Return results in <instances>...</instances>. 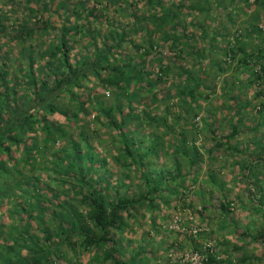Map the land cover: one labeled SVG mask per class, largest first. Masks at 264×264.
I'll return each mask as SVG.
<instances>
[{"label":"trees","instance_id":"1","mask_svg":"<svg viewBox=\"0 0 264 264\" xmlns=\"http://www.w3.org/2000/svg\"><path fill=\"white\" fill-rule=\"evenodd\" d=\"M25 1L26 17L19 25L11 26V30L5 23L7 18L1 14L4 11H0V42L6 39L10 45L23 44L14 65L7 51L0 58V212L5 199L10 206L7 212L10 223L0 218V264H150L146 261V249L127 257L120 233L128 226L127 219H135L141 209L155 212L161 204L170 203L171 196H178L177 188L184 190L189 184H196V164L203 155L194 146L189 150L182 134L181 141L175 143L178 146L174 157L189 158L185 159L186 167L182 169L175 158L173 172H158L151 169L154 162L147 159L168 155V147L154 139L149 150L141 151L135 139L137 131L132 132L130 126L142 127L145 121L155 126L159 121L147 107L136 111L135 102L144 92H153V98L161 103L164 99L172 101L173 89L187 104V113L201 110L196 105L202 96L200 89L206 87L201 73L193 74L178 62L165 64L156 42L159 32L161 41L175 57L184 59L187 48H194V53L199 54L200 50L193 45L194 34L189 36L178 23L180 11L186 9L190 14L191 6L186 0H173L167 5L162 0H144L146 14L133 11L131 24H123L113 17L103 20V14H97L95 7H88L87 0H59L58 4L56 0H45L43 9L59 6L67 11V20L70 11L77 19L58 28L53 41L46 44L43 33L51 31L52 22L33 19L39 11L30 5L33 0ZM104 1L106 5H118L117 10L139 7L137 0ZM255 3L264 8V0ZM164 23L171 24L162 31ZM177 28L182 31L180 34ZM261 29L264 30L263 24ZM140 32L144 35L128 40V34ZM229 37L224 35L234 45L226 56L235 59L240 55V69L259 66L260 71L249 82H264L261 62H264V49L249 51L242 33ZM79 39L82 46L74 53V43ZM128 46L135 49L133 54L123 52ZM205 50L200 51L204 56L208 54ZM174 67L183 81L179 85L170 82L165 90L162 84L172 76ZM217 70L225 71L222 67ZM95 87L103 91L97 93ZM156 88H159L157 93ZM247 108L264 113V101L260 105L254 101L233 107L238 116L225 137L227 142L243 132L242 114ZM91 114L97 126L117 130L111 155L101 157L91 142V133L99 131L90 129L81 118L78 122L80 115L88 118ZM210 132L214 145L206 150L211 156L225 143L219 140L216 130ZM253 154L243 178L256 186L257 193L250 200L257 203L256 211L264 215L263 181L256 177L264 170V147L256 146ZM107 155L119 168L120 175L117 173L113 179ZM41 157L47 161L44 165L40 164ZM254 165L261 167L256 172L259 174L253 173ZM133 173L139 184L130 195L121 188L131 186L126 180ZM255 177L257 180L253 181ZM209 178L214 186L222 188L215 173ZM114 179L118 184L113 183ZM223 194L221 212L231 220V207L235 203ZM209 195L216 198L214 191ZM185 196L182 192L178 197ZM232 219L230 226L238 237L264 244V227L239 231L238 222ZM152 223L155 225L154 220ZM217 246L244 251V247L229 246L226 239ZM195 249L202 255L204 264H261L264 256V250H260L258 255L242 253L235 259L228 250L224 258L225 253L218 252L214 244L204 249L196 245Z\"/></svg>","mask_w":264,"mask_h":264},{"label":"rangeland","instance_id":"2","mask_svg":"<svg viewBox=\"0 0 264 264\" xmlns=\"http://www.w3.org/2000/svg\"><path fill=\"white\" fill-rule=\"evenodd\" d=\"M44 1L33 0L30 5L39 11L33 19L42 21L48 19L49 22H52L51 31L43 33V39L47 41L46 44H49L53 41L58 28L65 24L69 25L77 19L70 11L67 20L65 17L67 11L64 12L59 6L50 8V10L43 9ZM137 1L139 2L137 9L125 6L124 10H117L118 5H106V2H102V0H87V3H89L88 7L96 8L97 14H103V20L106 17H113L118 23L131 24L133 20L131 13L133 11L142 14L148 10L144 0ZM171 1L173 0H162L165 5ZM25 2V0H0V11H4L1 14L7 18L5 23L10 30L11 26L19 25L20 21L25 19V9L23 10ZM58 2L59 0H56V4ZM186 2L191 6V12L187 14L186 9L180 11L178 19V23L181 24L180 28H186L185 30L189 36L194 34L196 42L193 45L200 51L208 50V54L204 56L199 51L197 55H200L201 58L198 59L194 53V48H187L189 52L185 51L186 53L183 54L184 59H181L175 57L166 43L161 41L160 36L162 33L158 32L156 42L160 47V53L165 57V64L178 62V65L193 71V74H196V71L201 73L203 83L206 84V87L200 89L202 96L196 103L201 110L199 112L193 110L187 113V104L184 100H180L176 90L173 89H171L172 101L168 102L164 99L161 103L153 98V92H144V95H141L135 102L136 111H141L147 107L149 112L156 116L159 121L155 126L147 124L146 121L142 127L141 125L140 127L130 126L132 132L137 131L135 139L140 144L141 151L144 149L149 150L154 139L163 141L164 147H168V155L160 154L158 157L151 156L147 159L154 162L151 169L158 172L162 170L165 171L164 173L167 171L173 172L175 158L182 169L186 167V160L189 158L181 155L174 157L176 146H178L175 143L181 141L182 134L186 137L185 144L189 147V150H192L194 146L203 155L202 160L196 164V184H189L184 190L177 188L178 196L183 192L186 195L185 198L182 199V197L175 194L171 196L170 203L161 204L155 212L141 209L135 219H127L128 226L123 233H120L123 237L122 245L125 248L127 257L139 249H146V256H148L146 261L150 264H167L168 262L169 264L170 262L175 264L178 261L185 264H204L202 255L195 249L196 245L198 248L201 246L204 249L205 246L214 244L218 252L223 251L225 253L223 254L225 258L226 251L229 250L228 247L218 248L217 246L223 239L229 242V246L244 247V251L229 250L235 259L240 257L242 253L258 255L260 250H264V244L238 237L235 232L233 233V228L230 226L231 221H233L232 218H234L239 224V231L248 229L256 231L264 227V215L256 211L257 203L250 200L251 197H255L253 194L257 193L256 186L249 184L243 178L247 171L245 166L253 160L254 148L256 146L264 147V113L247 108L242 114L244 127L241 125V128L243 132L228 142L225 138L232 131V124L238 116L233 107L237 103L254 101L260 105V102L264 101V82H249V80L254 79L255 72L260 71L259 66L252 65L250 69H240V55L235 59L227 57L226 52L234 44L224 39V35L231 37L242 33L245 36L244 41L249 51L263 50L264 30L261 29V24L264 25V8L256 3H248L247 0H234V2H230V0H186ZM194 6L196 8H193ZM187 8L189 9L188 6ZM170 24L164 23L162 31L166 30ZM177 29L180 34L182 31L179 28ZM143 33L140 32L137 35L130 33L128 34V40L140 37L144 35ZM74 45L73 52L76 53L82 46L80 45V39L75 41ZM22 46L23 44L20 42H17L16 45H10L8 40L2 39L0 42V58L7 51L10 60L13 61L12 65H14L16 59L19 58V51ZM123 52L133 54L135 49L128 46L123 49ZM261 62L264 64L263 61ZM218 67L224 68L225 71L217 70ZM172 69V76L166 83L162 84L165 90H168L170 82L179 85L183 81V78L175 73L176 67ZM156 89L157 93L159 88ZM95 90L97 93H99V90L103 91L100 87H95ZM160 95L164 96V93L161 92ZM186 101L189 102V98ZM167 104L171 107L170 109L167 108ZM80 118L86 121L90 129L99 131L91 133V142L100 153V156L102 157L108 153L111 155L113 153L111 144L117 130L105 129L103 125L97 126L94 123L92 114L88 118L80 115L79 123ZM78 122L75 123L79 124ZM207 122L210 126L207 125ZM246 127H251L252 130H244ZM210 130H216L219 140L225 143L224 147L217 152L215 151V154H211L212 157L206 150V147H213L214 145L213 134ZM232 148L237 150H232ZM44 159L43 157L40 158V164L43 163L44 165L47 162ZM112 160L111 156H108V167L114 173L113 179L120 173H118L119 168ZM259 169H261L260 166H255L253 173H256ZM212 173L217 175L222 188L216 187L210 182L209 177ZM43 175L48 176L47 173H43ZM257 176H260L264 186V170ZM256 177L252 178L253 181L257 180ZM115 180H113L114 184L117 183ZM126 183L131 184V186L122 187L121 191H127L131 195L138 189L139 181L134 173L126 180ZM187 184L186 182L185 186ZM173 187L175 189V184L172 185ZM210 191L215 192V199L210 198ZM223 193H226L235 203L231 207V220L224 215V212H221L220 203L223 201ZM6 201L5 199L3 202L0 218L9 224L10 219L7 212L10 210V206ZM199 211H201L200 214ZM152 220L155 221V225ZM208 229H210L209 232ZM203 231L207 232L203 233ZM83 262L86 263L87 258ZM261 264H264V256Z\"/></svg>","mask_w":264,"mask_h":264},{"label":"built area","instance_id":"3","mask_svg":"<svg viewBox=\"0 0 264 264\" xmlns=\"http://www.w3.org/2000/svg\"><path fill=\"white\" fill-rule=\"evenodd\" d=\"M247 2L254 4L255 3V0H247Z\"/></svg>","mask_w":264,"mask_h":264}]
</instances>
